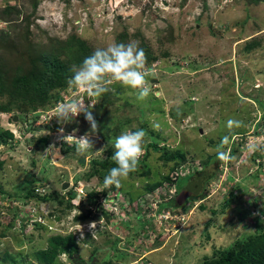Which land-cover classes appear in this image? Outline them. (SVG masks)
Listing matches in <instances>:
<instances>
[{"label": "rangeland", "instance_id": "1", "mask_svg": "<svg viewBox=\"0 0 264 264\" xmlns=\"http://www.w3.org/2000/svg\"><path fill=\"white\" fill-rule=\"evenodd\" d=\"M6 5L31 13L30 0H0V9ZM30 16L28 38L34 44L73 34L94 51L115 44L125 34L126 44L142 40L158 60L146 76L151 91L144 101L136 98L135 90L107 77L109 91L100 97L68 86L56 91L57 102L45 109L0 112V132L12 134L0 144V191L16 196L8 199L0 192V264H12V259L13 264L35 263V252L47 247L49 237L68 232L78 245L80 264L110 260L111 264H200L214 249L229 247L235 238L252 233L256 217L264 226V151H247L250 142H264V108L256 103V99L264 103V0L256 6L243 0H38ZM15 25L0 20V32L16 35L24 25ZM254 28L261 31L250 33ZM151 78L157 83L150 84ZM72 100L94 105L91 111L100 125L93 149L83 154L58 131L57 108ZM229 119L240 120L243 126L229 130ZM63 127L64 136H79L90 128L83 114ZM126 129L146 132L149 156L137 171L148 167L149 176L133 174L115 189L97 186L94 176L86 180L92 161L105 159L107 147ZM225 136L229 141L222 150L235 159L220 161L204 197H192L176 212L164 210L174 218L164 220L165 213L156 209L173 198L174 187L165 184L150 194L142 192L159 173L169 172L159 155L183 153L187 163L178 171L183 177L217 156ZM41 138L46 142L38 148ZM153 142L155 151L150 147ZM81 158L85 164L78 163ZM63 183L67 188H61ZM30 186L44 200L26 197ZM232 189L227 212L213 217L214 228L206 226L211 211L222 198H230ZM93 190L95 202L88 196ZM71 192L76 193V202ZM124 197H133L131 208L122 207ZM105 204L107 221L100 212ZM84 211L95 217L94 236L89 222L74 221ZM31 222L36 224L32 227ZM53 264L72 261L62 254Z\"/></svg>", "mask_w": 264, "mask_h": 264}, {"label": "trees", "instance_id": "2", "mask_svg": "<svg viewBox=\"0 0 264 264\" xmlns=\"http://www.w3.org/2000/svg\"><path fill=\"white\" fill-rule=\"evenodd\" d=\"M206 0H203V2ZM254 6L259 4V0H243ZM31 13L25 15L20 8L16 6L6 5L0 9V20L5 22L9 27L11 24H16L15 27L23 26L16 35L7 31L0 32V112L10 113L16 111L19 113L35 112L38 107L45 109L53 103L57 102L58 97L54 96L56 91L65 90L69 86L68 80L73 75L70 71L73 65L79 66L85 57L92 54L93 51L86 45L85 41L77 35H69L65 39L49 38L44 44H34L29 35V18L33 14L38 6V0H30ZM20 19L21 22H18ZM14 22V23H12ZM18 22V23H16ZM24 28V32L22 29ZM253 32L261 31V28H254ZM16 30V29H14ZM245 30V29H244ZM243 30V31H244ZM18 31V30H16ZM255 31V32H254ZM245 32V31H244ZM242 34V33H241ZM126 37L125 34L119 35L115 44L124 43ZM142 48L147 57L146 68H149L156 60L158 56L151 51V49L140 40L137 43ZM30 48V50H29ZM249 48H245L247 51ZM32 54H31V53ZM258 107L264 108V103L259 99H256ZM19 117V116H18ZM264 120V112L261 115ZM135 131V130H133ZM12 138L11 132L8 130L0 132V144L6 143L7 140ZM105 141L114 142L110 140V137H106ZM46 142L45 138H41L37 142L38 148H42ZM157 144L151 143L150 147L156 150ZM148 146L143 144L145 150L140 157L139 164L141 167H145L142 163L148 158L149 153ZM114 147H107V156L103 160H93L89 168L86 180H89L92 176L98 180V185L102 188L104 186V178L108 174L109 169L116 167L115 162L111 159L113 155ZM252 155H250V159ZM159 160L163 162V165L168 167L169 172L166 174H158V178L154 181L147 182L142 187V192L150 194L156 189H160L162 185L167 184L173 186L174 191L179 195L180 192H186L190 189H195L199 192L195 198H202L205 196V186L211 180L212 175L215 174L216 169L221 160L215 157H209L203 164V167L191 169L186 175L181 177L178 173L180 167L187 163L186 157L183 153L174 152H162ZM171 163L170 165H168ZM0 162V166H1ZM174 173L177 177H172ZM133 174L138 176H149L148 167L145 171L131 172L128 177H132ZM149 178V177H146ZM111 188L115 189L114 186ZM30 190L25 192V196L29 198H35L36 200H44L38 194L33 193V187L30 186ZM8 199L16 197L11 194H6L0 191ZM99 193V192H98ZM127 195V194H125ZM71 198L76 199V193L71 192ZM89 197H95L96 201L97 192L95 190L88 193ZM87 196V197H88ZM128 196V195H127ZM175 196V197H176ZM230 198L221 199L217 207L211 211V220L205 225L212 226L213 220L218 214H224L227 212L230 201L234 198L233 189L229 192ZM175 197L165 204L160 203L156 209V213H161L164 210H170L171 212L178 211L175 208ZM132 198L125 199L122 202L123 208H131ZM116 199V197H115ZM86 200H89L88 198ZM76 202V200H75ZM83 203H87L82 201ZM127 205V206H126ZM185 205V204H184ZM126 206V207H124ZM200 207H202L200 205ZM105 220L109 218V214L105 209H101ZM88 211L81 212L80 215L74 217V221H84L87 219H94V216H90ZM21 222H24L22 217H19ZM18 219V218H17ZM254 224V231L243 238H235L233 244L226 248L214 249L209 255L205 256L200 264H264V226L256 217ZM16 219H14L15 221ZM10 226H12L10 224ZM24 226V225H23ZM141 229V228H140ZM104 235V231H100ZM106 233V232H105ZM2 235V234H1ZM208 233L205 231L202 233V240L206 242L208 240ZM126 240H130L131 236H126ZM202 244V243H201ZM150 245H148L149 247ZM152 246V245H151ZM143 251V250H142ZM67 255L68 259L72 261V264L82 263L78 254V245L75 238L71 234L51 236L47 240V247L35 252V263L29 264H53L55 258L59 255ZM8 256L4 254V259L7 260ZM111 260L107 264H111ZM15 261L12 259V264ZM189 264V263H188Z\"/></svg>", "mask_w": 264, "mask_h": 264}, {"label": "clouds", "instance_id": "3", "mask_svg": "<svg viewBox=\"0 0 264 264\" xmlns=\"http://www.w3.org/2000/svg\"><path fill=\"white\" fill-rule=\"evenodd\" d=\"M146 63V54L136 42L111 44L105 48L95 49L91 55L84 58L79 66L73 65L70 69L73 75L69 78L68 84L74 89L86 91L89 96L100 97L109 91L106 78L110 77L111 81L118 82L125 87L135 90L137 94L136 98L144 101L151 91L147 86L146 80V76L150 74L146 69L150 70V67L146 68ZM93 106L90 104L86 105L79 100H72L71 102L59 105L57 108L56 119L61 124V128L58 131L64 140L71 139L74 141L76 150L80 154L93 149L100 132L99 122L91 111ZM81 114L84 115L86 122L89 124V130L79 136L73 134L64 136L63 126L73 122ZM177 114H181L179 109ZM242 126L243 122L240 120L229 119L227 121L229 130ZM155 127H158V125H154ZM145 136L146 132L143 129L135 131L126 129L115 138L113 144L114 152L111 159L115 162L116 167L110 168L108 174L105 176V187H121L122 180L127 179L129 174L137 169L140 157L143 154ZM228 141L229 137L225 136L217 149V158L224 162L235 159L229 153L222 150L223 145ZM247 151L249 153L264 151V142H250L247 145ZM94 220L95 218L82 222H89L88 229L92 233V236L95 235V232H98V229H96L97 222ZM29 224L33 227L36 222ZM81 227L80 225V229ZM68 234H71V232H68ZM81 239H83V232H81Z\"/></svg>", "mask_w": 264, "mask_h": 264}, {"label": "water", "instance_id": "4", "mask_svg": "<svg viewBox=\"0 0 264 264\" xmlns=\"http://www.w3.org/2000/svg\"><path fill=\"white\" fill-rule=\"evenodd\" d=\"M156 83H157V79L156 78H153V79L150 80V84L154 85ZM16 119H17L16 116H14L13 117V121H16ZM78 163L79 164H85L84 158L79 159ZM67 185H68L67 183H63L61 188L65 189V188H67ZM197 193H198L197 190L180 192L179 195H177L175 197V201H174L175 205H176L175 208L180 209V207H182L185 204V200L188 198V196L196 195Z\"/></svg>", "mask_w": 264, "mask_h": 264}, {"label": "built area", "instance_id": "5", "mask_svg": "<svg viewBox=\"0 0 264 264\" xmlns=\"http://www.w3.org/2000/svg\"><path fill=\"white\" fill-rule=\"evenodd\" d=\"M148 72H153V70H148V69H146ZM106 208V209H105ZM101 209H105L106 211H107V204H105V206H104V208H101ZM165 213V215H163V219L164 220H166L167 222H171V219H172V222H173V220H174V218H172L171 216H170V212L169 211H166V212H161V214H164Z\"/></svg>", "mask_w": 264, "mask_h": 264}, {"label": "flooded vegetation", "instance_id": "6", "mask_svg": "<svg viewBox=\"0 0 264 264\" xmlns=\"http://www.w3.org/2000/svg\"><path fill=\"white\" fill-rule=\"evenodd\" d=\"M192 190H195V189H192ZM192 190L190 189L189 191H192ZM176 194H178V193H176L175 191H173V195H174V197L176 196ZM197 194H199V192H198ZM197 194H196V195H190V196H188V198L185 200V204H186V202H188L189 200H190V201L193 200L192 197L197 196Z\"/></svg>", "mask_w": 264, "mask_h": 264}]
</instances>
